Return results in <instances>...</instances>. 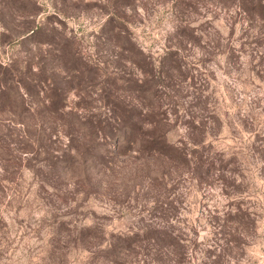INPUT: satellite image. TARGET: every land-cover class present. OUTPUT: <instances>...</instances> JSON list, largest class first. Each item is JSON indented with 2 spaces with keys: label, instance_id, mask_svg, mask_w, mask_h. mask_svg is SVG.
Segmentation results:
<instances>
[{
  "label": "rangeland",
  "instance_id": "obj_1",
  "mask_svg": "<svg viewBox=\"0 0 264 264\" xmlns=\"http://www.w3.org/2000/svg\"><path fill=\"white\" fill-rule=\"evenodd\" d=\"M262 1L245 4L255 12L250 14L240 0H0V93L6 68L23 66L45 49L39 42H52L68 67L75 50L81 56L83 74L76 81L86 88L71 91L69 101L82 94L99 106L103 85L117 69L137 70L128 49L103 31L113 13L140 47L138 58L155 70L163 61L171 70L172 83L163 72H154L151 81L161 75L168 85L162 95L173 105L170 116H200L205 124L194 133L199 138L204 130L207 149L223 154L225 162L223 171L213 170L202 181L184 166L165 189L149 190L142 179L124 189L112 181L109 191L102 185L86 195L83 182L70 173L47 178L42 164L31 161L34 168L24 167L0 192V264H154L144 241L127 255L109 253L105 245L110 235L156 223L172 225L182 238L180 264H264ZM40 25L44 32L37 34ZM51 66L59 83L63 73L56 59ZM18 76L9 79L14 94ZM9 116L0 100V133ZM178 125L168 135L172 143L187 141L186 128ZM57 145L62 147H52ZM161 202L172 205V219L162 217Z\"/></svg>",
  "mask_w": 264,
  "mask_h": 264
},
{
  "label": "trees",
  "instance_id": "obj_2",
  "mask_svg": "<svg viewBox=\"0 0 264 264\" xmlns=\"http://www.w3.org/2000/svg\"><path fill=\"white\" fill-rule=\"evenodd\" d=\"M240 1L243 12L255 13L252 7H245L251 0ZM258 7L263 12V16L257 15L264 28V1ZM125 24L112 13L103 31L118 40L120 49H128V61L140 72L117 69L112 80L103 85L104 96L99 106L85 100L82 94L74 101L68 99L71 91L81 92L86 88L76 81L83 74L81 56L76 50L71 54L73 63L68 67L63 58L66 55L53 53L56 48L52 42H39L45 47L41 53L28 56L23 66L16 64L15 68L5 69L9 76L5 78L0 100L10 116L5 122L6 131L0 133V192L6 191L23 168L30 167L34 160L45 168L47 178L59 179L64 173H70L69 177L82 181L86 195L102 185L109 191L112 181L123 189L131 182L134 185L142 182L141 179L147 181L143 183L149 190L163 187L177 178L179 167L184 166L200 181L213 170L223 171V154L207 149L210 146H206L201 134L204 130L200 129L199 138L194 133L198 124L203 126L205 121L200 116L185 119L170 116L167 109L171 102L164 101L162 95V88L168 85L163 83L161 75L154 83L151 81L155 78L154 72H163L172 83L173 74L168 67L164 68L163 61L155 70L150 61L138 58L142 55L141 49L129 39ZM37 32L42 34L44 27L40 25ZM55 59L63 73L59 83L51 66ZM171 68H174L173 63ZM15 72L19 73L16 94L12 93L13 82H9ZM213 118L214 115L209 119L213 122ZM178 124L186 128L187 141L172 143L168 135ZM55 142L62 147L53 148ZM155 199L158 202L159 197ZM164 205L165 202H161L158 208L168 221L174 217L170 212L172 205ZM171 226L156 223L151 228L110 235L106 251L127 255L144 241L146 249L152 251V263L180 264L182 238Z\"/></svg>",
  "mask_w": 264,
  "mask_h": 264
}]
</instances>
